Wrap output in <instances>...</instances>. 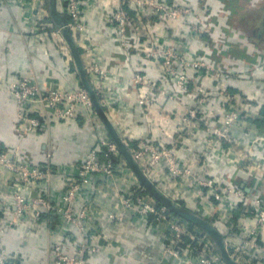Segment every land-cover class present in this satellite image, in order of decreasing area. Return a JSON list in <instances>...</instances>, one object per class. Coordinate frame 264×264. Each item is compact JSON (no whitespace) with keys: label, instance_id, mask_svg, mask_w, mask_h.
<instances>
[{"label":"built area","instance_id":"1","mask_svg":"<svg viewBox=\"0 0 264 264\" xmlns=\"http://www.w3.org/2000/svg\"><path fill=\"white\" fill-rule=\"evenodd\" d=\"M218 2L219 17L237 14L228 0ZM11 3L23 13L25 34L40 41L52 39L65 67L72 69L74 59L62 27L51 17L49 0ZM56 10L67 19L101 106L148 177L174 200L182 199L179 184L185 183L191 197L188 203L183 201L185 207L218 230L230 256L238 264H264V122L259 126L252 123L264 120V92L259 94L263 98L258 101L255 95L230 91L233 81L245 79L261 92L264 48L236 32L246 52L255 59L236 58L230 52L234 42L219 31L218 16L213 17L208 9L199 11L190 0H56ZM157 22L168 26L180 24L181 28L170 37L156 26ZM182 36L192 42H185ZM110 39L114 46L112 57L119 58L114 65L131 66H126L123 79L136 88L135 99L150 132L159 131L155 139L148 138L146 128L130 121L118 105L109 84L114 69L105 65L104 44ZM214 51L219 56L217 60L213 58ZM5 88L17 105L21 138L50 122L45 119L47 115L60 121L81 117L85 122L101 124L83 86L43 87L33 76H25L8 82ZM160 99L171 105L163 102L162 106ZM216 100L219 102L213 104ZM237 125L249 135L255 131L254 138L248 142L239 140L234 133ZM195 132H203L209 142L199 159L187 158L186 163L191 164L188 166L178 154L179 138ZM99 137L76 173L66 178L65 205L57 209L38 187L41 182H49L54 172L32 165L18 144L0 150V172L11 173L15 184L29 192V197L19 192H0V264H17L4 247V236L24 224L36 228L48 211H54L84 239L69 251L65 235H55L50 245L52 264H94V259L103 254L122 260L131 258L113 240L108 241L107 247L87 241L105 239L96 231L95 235L89 233L86 226L94 222L97 211L87 189L95 178L107 190L114 188L116 209L106 213L109 224L126 225L128 217L150 220L166 240L163 255L177 264H227L212 238L201 228L178 217L151 195L141 193L143 187L135 184L116 143L108 134ZM218 150L226 166L221 173L209 176L206 159ZM257 175L261 176L260 186L249 185L248 177ZM119 179L127 181L130 191L117 190ZM74 237L71 232V238Z\"/></svg>","mask_w":264,"mask_h":264},{"label":"crops","instance_id":"2","mask_svg":"<svg viewBox=\"0 0 264 264\" xmlns=\"http://www.w3.org/2000/svg\"><path fill=\"white\" fill-rule=\"evenodd\" d=\"M190 1L199 11L208 9L213 17L218 16V10L221 7L218 0ZM231 1L228 5L230 6V3H232L239 10L233 17L221 18L218 16L221 23L219 31L223 34V37L234 42V46L230 50L232 55L236 58L247 59L250 55L246 52L242 43L239 42L237 33L243 34L264 48V0ZM22 14L11 3V0H0V150L8 145L18 144L21 147V153L32 165L51 169L54 172L49 182H41L38 187L57 209L65 205L63 195L66 189V178L72 177L76 173L79 163L82 162L88 149L99 136L103 134H108L110 138L111 136L101 118V124L94 125L92 122L83 121L81 117L74 120L60 121L48 115L45 119L50 122L45 123L37 132L27 138L19 136L17 105L5 88L8 82L16 81L25 76H33L43 87H52L57 84L61 87L73 88L83 86L75 66L73 65L72 69L69 70L65 67L62 54L55 48L52 39L48 37L40 41L25 34L27 26L23 21ZM156 26L165 35L169 34L170 37H173L174 32L181 28L180 24L168 26L163 22H157ZM94 30L97 33L99 31L97 26H94ZM152 35L156 37V33ZM184 36L181 38H184L185 42H192ZM104 45L105 65L114 69V76L110 79L109 84L117 95L119 107L135 125L146 128L148 138L155 139L159 137V131L150 132L148 121L142 117L141 108L137 105L135 99L136 88L129 85L127 79H123L127 72L126 66L131 68L130 64L114 65V61L119 60V58L112 57L113 40L110 39ZM213 58L219 59L216 51H214ZM146 66L148 65L145 64ZM211 89L215 92L214 88ZM262 89L261 92L257 91L258 89H255L251 82L243 79L233 81L230 91L239 95H255L256 99L260 101L263 98H259V94L263 95L264 88ZM163 100L160 99L159 102L162 106L163 102L166 105H171L169 101ZM218 102L219 100L213 101V104ZM262 114L264 115V111ZM253 122H256V125L259 126L264 120L257 119ZM170 124L174 125V123ZM234 133L239 140L245 142L252 140L255 136V131L249 135L238 125L235 126ZM208 142L209 137L203 132L181 135L178 154L180 159L183 160V164L190 166V163H186L187 158L190 157H193L192 160L199 159ZM221 155V151L218 150L211 152L209 158L206 159L209 176L212 173H221L226 166V160ZM133 175L135 184L141 185L134 173ZM248 178L249 185L260 186L261 176ZM106 188L96 178L88 184L87 189L90 199L95 203L97 211L94 222L86 223V226L89 233L95 235L93 233L96 231L97 235H100L99 233L103 234L105 239L99 241L88 238L87 241L100 242L107 247L108 241L113 240L120 250L131 258L122 260L119 256L110 257L103 254L94 259V264H177L175 260L163 255L166 240L152 221L128 217L126 225L115 226L108 223L106 213L116 209V195L113 191L114 188L110 190ZM116 188L121 192L130 191L129 184L123 179L117 181ZM179 189L183 200L175 201L182 206L185 205L184 202L188 203L191 197L188 195L185 183H180ZM0 192L6 194L19 192L29 197L27 188L15 184L14 176L8 171L0 172ZM54 214V211L45 213L40 224L34 229L24 224L4 236V247L8 249L11 258L17 264H52L50 245L54 241L55 235H65L69 251L75 250L77 244L84 240L76 229L68 226L63 219ZM2 221L3 217L0 215V223ZM71 232L75 235L74 239L71 238ZM212 240L217 247L216 241Z\"/></svg>","mask_w":264,"mask_h":264},{"label":"water","instance_id":"3","mask_svg":"<svg viewBox=\"0 0 264 264\" xmlns=\"http://www.w3.org/2000/svg\"><path fill=\"white\" fill-rule=\"evenodd\" d=\"M50 14L56 25L62 27V34L70 48L74 59V65L77 73L81 79L83 87L88 91L94 108L98 112L105 127L107 128L111 139L116 143L123 159L127 163L128 167L135 174L141 185L146 191L160 204L166 206L170 211L176 214L178 217L185 219L191 224L201 228L206 234L216 241L217 248L223 259L227 264H238L234 258H232L226 248V244L222 235L216 230L207 220L199 217L198 215L187 210L181 206L177 201L167 196L144 172L140 164L134 159L132 153L128 149V146L124 142L123 138L118 133L110 119L108 118L105 110L101 106L98 96L93 89L90 79L88 77L87 70L82 60L80 51L74 41L71 31L67 25V19L63 15H60L56 10V0H49Z\"/></svg>","mask_w":264,"mask_h":264},{"label":"trees","instance_id":"4","mask_svg":"<svg viewBox=\"0 0 264 264\" xmlns=\"http://www.w3.org/2000/svg\"><path fill=\"white\" fill-rule=\"evenodd\" d=\"M232 1H238V0H232ZM231 1V2H232ZM230 2V0L228 1V3ZM230 6L232 7V9L234 10V11H238L239 9H237L236 7H235V5L233 6L232 5V3H230ZM243 56H245V55H243ZM249 56V55H248ZM254 56H252V55H250L249 56V58H247L248 60H250V61H252V60H254ZM141 193H143L144 195H150L149 194V192L148 191H146L144 188H143V190L141 191ZM160 204V203H159ZM184 208H186L185 207V205H182ZM187 210H189V211H191L192 213H194L191 209H188V208H186ZM195 214V213H194ZM239 214H240V212H239ZM183 219V218H182ZM185 220V219H184Z\"/></svg>","mask_w":264,"mask_h":264},{"label":"flooded vegetation","instance_id":"5","mask_svg":"<svg viewBox=\"0 0 264 264\" xmlns=\"http://www.w3.org/2000/svg\"><path fill=\"white\" fill-rule=\"evenodd\" d=\"M257 28L259 29V26Z\"/></svg>","mask_w":264,"mask_h":264}]
</instances>
